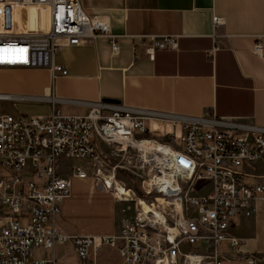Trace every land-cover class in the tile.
Listing matches in <instances>:
<instances>
[{"label": "built area", "instance_id": "1", "mask_svg": "<svg viewBox=\"0 0 264 264\" xmlns=\"http://www.w3.org/2000/svg\"><path fill=\"white\" fill-rule=\"evenodd\" d=\"M223 24L222 18L212 17L214 28ZM99 37L109 39L112 53L118 54L109 22L90 14L81 0H0V70L47 69L65 76L66 70L54 63L55 53ZM175 43L170 36L138 37L134 58L153 60ZM218 49L214 44L207 57L213 59ZM261 49L257 44L253 51L258 55ZM19 98L0 92L3 102ZM83 105L88 108L83 116L58 111L48 117L0 115V264H56L54 249L68 241L77 264H97L90 251L97 253L102 246L116 248L121 264H222L218 245L228 241L232 252L245 245L229 233V224L253 216L252 203L264 199V175L250 183L241 170L264 161V127L217 119L213 112L171 116L177 119L172 124L162 120L167 115L121 103ZM151 119L177 130H153ZM100 144L105 152L99 151ZM61 161L91 162L92 177L103 190L128 210L133 207V216L120 219L118 235L71 237L59 230L56 219L71 185L58 172ZM70 170L75 177H87L79 167ZM121 171L135 182L134 188L122 183L129 195L117 194L115 179ZM201 182H208L210 192L192 195ZM137 198L154 205L163 220L145 211ZM174 201L180 203L179 213ZM21 218L28 220L26 226L20 225ZM36 251L48 256L35 257ZM244 260L256 264L254 258Z\"/></svg>", "mask_w": 264, "mask_h": 264}, {"label": "crops", "instance_id": "2", "mask_svg": "<svg viewBox=\"0 0 264 264\" xmlns=\"http://www.w3.org/2000/svg\"><path fill=\"white\" fill-rule=\"evenodd\" d=\"M94 1L96 5H85L81 0L90 14L109 22L118 54L112 53L109 39L99 37L55 53L54 63L66 70L65 76L47 69L0 70L4 81L0 92L22 97L12 103L17 108L8 114L48 117L58 111L83 116L88 111L83 103L104 101L167 115L162 120L172 124L177 119L171 116L197 118L213 112L217 119H240L264 127V0ZM213 16L224 24L214 28ZM143 36L174 37L175 48L157 53L153 60H135L133 48ZM214 44L219 49L210 59L206 52ZM257 44L262 48L258 55L253 51ZM98 149L107 150L103 144ZM90 164L60 162L58 172L71 185L61 202L57 226L71 237L118 235L127 204L103 190L92 177ZM74 166L87 177H75L70 170ZM260 166L264 165L241 168L248 182L264 175ZM122 176L117 179L130 187L131 181ZM252 206L253 216L230 220L229 233L246 243L233 252L228 241L218 245L222 264H248L247 257L264 264V199H256ZM90 257L97 264L122 262L117 249L108 246L97 253L91 250ZM54 258L56 264L68 260L77 264L71 241L57 246Z\"/></svg>", "mask_w": 264, "mask_h": 264}, {"label": "rangeland", "instance_id": "3", "mask_svg": "<svg viewBox=\"0 0 264 264\" xmlns=\"http://www.w3.org/2000/svg\"><path fill=\"white\" fill-rule=\"evenodd\" d=\"M83 3L86 5H96L94 0H83ZM4 81L1 79L0 77V85L3 84ZM1 87V86H0ZM1 91V90H0ZM16 105H13L12 103H8V102H3L0 101V115L3 114H8V113H13L16 110ZM156 130H163V131H170L171 129H169L168 127L165 126H156ZM256 165H264V161L262 162H258L256 163ZM261 169H264V166H260ZM121 175H123L122 177L124 179L131 181L130 186H132L133 188L135 187V182L134 180H132L131 177L127 176V172L125 171H121L120 172ZM200 187H204L202 190H198V188ZM208 192H210V185L208 184V182H201L196 186V189H193L191 191L192 195H199V194H207ZM141 200V199H140ZM142 203L146 204L145 202H143L141 200ZM141 204V203H140ZM139 205V204H138ZM148 205V204H147ZM128 207L125 208L126 211V216L131 217L134 215V210L133 207L130 205V210L127 209ZM28 223V220L26 218H21L20 219V225L21 226H26ZM198 246V244H196L195 246H193L192 248H196ZM220 249V248H219ZM42 254L40 253V251H36L34 253L35 257H40ZM68 264H72L71 260L67 261Z\"/></svg>", "mask_w": 264, "mask_h": 264}, {"label": "bare ground", "instance_id": "4", "mask_svg": "<svg viewBox=\"0 0 264 264\" xmlns=\"http://www.w3.org/2000/svg\"><path fill=\"white\" fill-rule=\"evenodd\" d=\"M150 125H151V128L153 129L154 127L156 126H162L161 125V122L159 121V119H151L150 120ZM165 127H172V125L170 124H167V125H164ZM115 182H116V191H117V194L118 195H129L130 192L128 193L124 188H123V185L122 183L120 182V180L118 179H115ZM137 203L140 202L143 207V209L145 211H152L156 214V216L158 217L159 220H163L161 215L154 210L155 206L154 205H147V204H144L141 202V200L139 198L136 199ZM139 204V203H138ZM173 205L175 206L176 208V211L179 213V210H180V203L178 201H174Z\"/></svg>", "mask_w": 264, "mask_h": 264}]
</instances>
